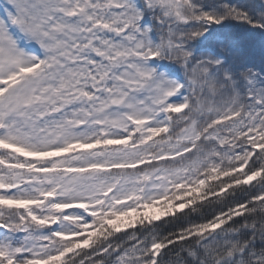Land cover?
I'll use <instances>...</instances> for the list:
<instances>
[{
    "label": "snow or ice",
    "instance_id": "6c2138e0",
    "mask_svg": "<svg viewBox=\"0 0 264 264\" xmlns=\"http://www.w3.org/2000/svg\"><path fill=\"white\" fill-rule=\"evenodd\" d=\"M0 264H264V0H0Z\"/></svg>",
    "mask_w": 264,
    "mask_h": 264
},
{
    "label": "rangeland",
    "instance_id": "374dc122",
    "mask_svg": "<svg viewBox=\"0 0 264 264\" xmlns=\"http://www.w3.org/2000/svg\"><path fill=\"white\" fill-rule=\"evenodd\" d=\"M162 202H158L157 206L155 208H150L147 209V213L148 214H155L158 217H165L166 215L164 214V209L160 206ZM176 203H179L178 201ZM169 208V211H174V209L171 207V205L166 206ZM131 218L134 222L139 221L140 219V214H138L137 212L131 213ZM124 219L125 221L127 220V218H121ZM122 230H124V228L122 227Z\"/></svg>",
    "mask_w": 264,
    "mask_h": 264
},
{
    "label": "trees",
    "instance_id": "16d2710c",
    "mask_svg": "<svg viewBox=\"0 0 264 264\" xmlns=\"http://www.w3.org/2000/svg\"><path fill=\"white\" fill-rule=\"evenodd\" d=\"M257 2H259V0H257ZM184 211H187V209H184ZM177 214H179V212H177ZM169 218H170L169 216L159 217V220L154 221V222H160V221H162V220H164V219H169ZM137 226H138V225H137ZM124 230H126V231H131L132 229H124Z\"/></svg>",
    "mask_w": 264,
    "mask_h": 264
}]
</instances>
